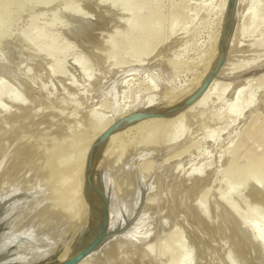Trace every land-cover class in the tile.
<instances>
[{"label":"rangeland","instance_id":"1","mask_svg":"<svg viewBox=\"0 0 264 264\" xmlns=\"http://www.w3.org/2000/svg\"><path fill=\"white\" fill-rule=\"evenodd\" d=\"M227 1L4 2L9 8L0 15V79L10 81L25 103L2 101L8 112L0 110V183L22 189L33 184L32 194L42 183L47 206L45 200L38 201L44 208L32 201L36 205L31 202L30 209L34 206L37 209L31 214H42L34 216L40 217L37 222L48 223L41 225L42 230L47 228L43 234L51 232L44 236V243H51L58 231L60 236L70 225L66 221L75 218V226L88 231L86 159L102 131L101 122L93 116L111 120L124 107L149 96L168 95L192 85L217 57ZM245 1L242 28L247 32L236 37L229 62L233 66L263 63L226 73L209 103L191 114L161 120L153 133L138 128L116 140L105 167L116 188V203L110 209L111 217H117H112L113 224L120 219L123 227L110 231L111 239L85 264H181L185 253L190 264H264L262 239L255 230L264 228V181L235 177L264 160V79L260 77L264 73V0ZM137 2H143L139 11ZM137 14L153 15L152 24L158 22L149 34L150 52L112 56L124 45L121 38L129 33ZM147 28L144 32L150 33ZM24 32L40 34L60 52L54 58L33 49L22 40ZM83 66L88 68L86 74L81 72ZM247 100L252 103L243 107ZM175 132L182 134L178 140H166ZM142 165L146 169L141 172ZM191 171L200 178H190ZM226 181L235 191L228 203L221 201ZM29 190L15 196L31 194ZM228 204L237 206L238 212L230 215ZM199 205L208 206L210 214H200ZM57 223L56 229L53 224ZM132 224V228L138 225L134 231ZM51 227L56 230L52 232ZM147 245L152 246L151 257L144 253Z\"/></svg>","mask_w":264,"mask_h":264},{"label":"bare ground","instance_id":"2","mask_svg":"<svg viewBox=\"0 0 264 264\" xmlns=\"http://www.w3.org/2000/svg\"><path fill=\"white\" fill-rule=\"evenodd\" d=\"M5 1L6 0H0V15L4 11H7V9L9 8V4H6V3L4 4ZM245 2H246L245 0H236V4H235V6L233 8V22L235 21V24H234L233 30L231 31V34H230V44H229V47H228L227 57H226L225 63L222 66L219 74L214 77V79L211 81V83L208 86V88L205 90V92L199 98L196 99V101H194L191 105L186 107L184 110L176 113V115L177 114H181L182 115L184 113L191 114L196 108L202 107L203 105L209 103L208 102L209 99L211 97H213V95L216 93V90L219 89V87H218L219 78L224 76L226 73H228V74L231 73L232 69L242 68V67H245V66L259 65V64L263 63V62H257V63H254V64H248V63H242L241 62L240 64L238 63V65L233 66L232 63L229 62L230 57H231L230 55L232 53L231 51H232V49H233V47L235 45L236 37L241 35V34H245L247 32V28H245V29L242 28V26H244V25H242L243 24L242 21L245 18V15L243 13L244 12L243 11V7H244V3ZM227 3H228V1H227ZM142 7H143V2H137L138 11ZM245 8L246 7H244V9ZM225 9L227 10V4H226V8ZM226 10H225V19H226ZM152 16L146 17V16H142V15H138L137 14L134 23L132 25H130V27L132 26L133 31L135 32V34L132 35L130 33V31L132 29H130V27H129V33L124 35V38H121V39H123V44L124 45L116 48L114 50V52H111V53H113L112 56H115L117 58H123L125 53H128L130 56L131 55L134 56V55H137V54L143 55L145 53L148 54V52H150L149 50L151 49L150 48L151 44H150V35L149 34H152L154 32V30H152V29H155L154 26L158 25V22H156V21H155L154 24H152L154 22L152 20ZM225 19H224L223 22H225ZM151 21H153V22H151ZM146 27H148L147 29L149 31L150 30H152V31L150 33H145L144 31H145ZM22 40L25 42V44H27L28 46L32 47L33 49L43 51V54L45 52V55L48 54L51 57L56 56L57 53L60 52V49H59V47L57 45L52 44V43L47 42V41H43L42 37L38 33L24 32V34L22 35ZM111 43H112V41L109 40L107 44L110 45ZM107 44L105 43V45H107ZM110 47H111V45H110ZM111 53L109 54V56L111 55ZM111 57H109V58H111ZM213 61H214V59H213ZM213 61L210 64V67L215 62V61L214 62ZM111 63L112 62L110 61V64ZM210 67H208V69L199 78L195 79V81H192L193 83L189 87H185L184 86V88H180L177 91H173V92L171 91L170 94L166 93L168 95L158 96V97H155V98H150V96H149V98H147V99H144V100L142 99L143 101L141 100L142 102H140V103H134V104H131V105L127 106V107H124L123 110L114 119L101 120L104 117L99 118V117H96L94 115L93 117L97 118V122H101V125H102V126H100L102 128L101 129L102 131L100 130L101 133L110 124H112L117 118H119V117H121V116H123V115H125V114H127V113H129L131 111H134L136 109L145 108L146 106L152 107V106H157V105L170 106V105H173V104L179 102L180 100H182L183 98H185L186 96L191 94L201 84L204 76L206 75V73L208 72ZM87 69H88L87 66H83L81 72L86 74L88 72ZM59 70H60V68H59ZM260 77L264 79V73ZM247 80L249 81V77L246 78V81H244V84H248ZM9 82L10 81L7 82V80L4 81V80L0 79V110L3 111V112L7 111V108H6L5 104L2 102L5 99H8L12 103H17V104L25 103V100L22 98V96L19 93V91L13 89L11 84H10L11 82L10 83ZM247 102H248L247 104L243 103V107L248 106V105H250L252 103V101L250 102V100H247ZM19 105H21V104H19ZM230 110L234 111L233 109H230ZM237 111H239V109ZM172 116H175V114L171 115V116H168V117H172ZM168 117H156V118L145 119V120L139 121L137 123L131 124V125L127 126V127H124V128L119 129V130H116L113 133H111V135L107 138V140L104 141L101 144V146H100V148H99V150H98V152H97V154L95 156V164H96V172L95 173L97 174L96 177L98 178L100 184L103 186V188L105 189V192L107 193V195H108V197L110 199V204H109L110 209L116 203L115 202V200H116V198H115L116 197L115 196L116 188H115V183H114L113 179L111 178L112 174L110 176L109 175V170L105 167V165H106L105 160L107 161L109 159L108 156L110 155L111 152L113 154V151L115 150V142H116V140L119 137L126 135L131 130H135V129H138V128H144L146 130V132H145L146 134H149L151 132L153 133V132H155L156 126L158 124H160V121L163 120V123H164L165 122L164 119H166ZM100 134H98V136ZM181 135L182 134L180 132H175V134L173 135L172 138H170V139L166 138V140L172 141V143H174L176 140H178L180 138ZM108 165H110V164H108ZM145 169L146 168L143 167V165H142L141 172L144 171ZM230 169L231 168H228V169H226L224 171V174H225L226 178H227V176L230 175ZM196 173H198V172H193V171L188 172L190 178H191V176H195V177H199L200 178V174H196ZM247 176H249V177L250 176H254L256 179H258L260 181H264V160L260 161L258 163H253L252 165L248 166L244 172H240L235 177H236L237 180H239V179H242V178H246ZM34 182L35 183L36 182L39 183V181H33V183ZM38 183L36 184V186L38 185ZM39 184H40L39 187L35 186L37 188V190L40 188L39 191L33 192V194H32V192H31L32 188L31 187L34 186L33 184H31L32 185L31 187H27L26 186L27 184L26 185L23 184L24 186H26L28 188V189H24L23 188L24 189L23 190L22 189L23 186H20V185L19 186L18 185L17 186L16 185H14V186L10 185V187L6 188V187H2V185L0 183V200H3V202L0 203V262L25 263V262H33V261H40V260L62 261V260H65V259L69 258L72 255V253L81 245L83 235L85 237L86 235H89L90 233H92L94 231V227H95L96 222L91 217V214H89V218L87 219L88 222H89L88 231L83 229L82 227H76L75 224H74L75 223L74 221H77V219L76 218L75 219L72 218L73 219L72 222L69 221L71 223L66 221V225H68V224H70V225L65 226L66 228L63 226L65 228V230L63 231L61 229L62 232H61L60 236L58 235V233L60 231L57 230L58 231L57 236H55V237L52 236L54 241L52 239L53 242L51 241V243H48V241H47V242L44 243V241H45L44 240V236L49 237L51 232L48 235H46L47 233L46 234L44 233L45 234L44 235L43 234V230L47 229V228L43 227L44 229L42 230V226L41 225L46 227L48 225V223L45 222L47 224V225H45V223L42 222L41 220H40V222H37L38 220L36 218H38L39 216L41 217V215H42V214L40 215V213H37V211H36V214L32 213L33 216L31 214V212H34V210H36L38 208V203L41 204V202L43 200H45V197H46V195H44V192L41 191V190L44 191V187L42 188V185H41L42 183H39ZM139 184H140V182H139ZM35 187H34V189L36 191ZM225 187H226L225 188L226 192L224 191L225 194L224 193L222 194L221 199H223V200H221V201L228 203V201H227L228 199L227 198H229L231 195H233L235 193V191H234V189L232 187V184L231 183L229 184L228 181L225 182ZM29 188H31V190H29ZM27 190H29L31 194H26L28 192ZM20 191H21V193H22V191H24V192L27 191V192L25 193V195H22L23 197L22 196L18 197L19 196L18 194H19ZM16 193L18 195L17 197L15 196ZM22 194H24V193H22ZM11 195H14L16 198H13V200L11 199L10 201H7V199H9L8 197H10ZM207 195L205 196L206 198H208ZM202 200H205V198H203ZM32 201H34V203H36V201L37 202L41 201V202L36 203L37 204V208L36 207L34 208V206L36 204L34 205V203ZM46 201L47 200H45V202L43 201V203H45V205H46ZM31 202L34 205L32 207V209H30L31 205H32ZM30 203H31V205H30ZM41 205L44 208L45 205L44 204H41ZM202 205H199L200 207H198V206L197 207L200 208V211H201L200 214H203L205 216L206 212H207L206 209L208 208V206L206 208H204L205 206L203 207ZM228 205L232 209L231 210L229 208L231 211H229V209H228L229 214L231 212L230 215H232V212H234L235 214L238 212L237 211L238 210L237 206L232 205V204L231 205L228 204ZM135 206H133L132 208H135ZM48 207H47V209L45 207L46 210L44 209V211H47ZM129 209H131V208H129ZM136 209H137V207H136ZM49 210H50V208H49ZM131 210H134V209H131ZM41 211H43V210H40V212ZM255 212H256V210H253V212H251V213L253 214ZM89 213H90V211H89ZM207 213H209V212H207ZM234 213H233V215H235ZM38 214H39V216L34 218V216L38 215ZM43 214H44V212H43ZM110 214H111V211H110ZM82 215H84V214H81V216ZM87 215H88V213H87ZM140 216H141V214H140ZM40 217H39V219H40ZM72 217H73V215H72ZM112 217L117 218V217H115V214ZM112 217L110 219L111 220L110 221V227H109V230H108V233H107V236L105 237V239H103V241L97 247H95L88 255H86L83 259H81L77 264H85L86 261H88V259L90 258V256L92 254H94L99 249L100 246H102L105 243H107V240L110 238L108 236L110 234V231L117 232L116 229L118 230V228H120L121 220L118 219L119 223H117L115 221L116 223L113 224L114 221H113ZM127 217H129V216H127ZM124 219H125V217H124ZM251 220L252 219L250 218V221ZM80 221H82V220H80ZM41 222L44 223V224H42ZM132 222H133V220H132ZM137 222H139V221L136 220L135 223H137ZM126 223H127V221H126ZM128 223L129 224L131 223L130 220L128 221ZM49 224H50V222H49ZM51 224H50V226H51ZM79 224H81V222H79ZM53 225H54L53 227H55L56 229L59 228V227H57L58 223L57 224H53ZM133 225L134 224L131 225V228H132ZM60 226H62V225H60ZM136 226H138V225H136ZM136 226H134V227H136ZM73 228H74V230H73ZM54 229L53 228L51 229L52 232H53ZM71 229L73 231H70ZM132 229H130V231H132ZM134 229H133V231H134ZM255 230L257 231L256 235H258L262 239V242H261L260 245H261L262 249L264 250V228H262V229H259V228L256 229L255 228ZM69 231H70V233H66V232H69ZM86 231L88 232V234H87ZM122 231H123V233H125L124 230H122ZM56 232L54 231V234H56ZM128 232H129V230H128ZM111 234H113V233H111ZM115 234L116 233H114L113 235H115ZM129 234H132V233H128V235ZM230 234H229V236H230ZM232 234H233V232H232ZM117 235L118 234H116V236ZM121 235L123 236V234H121ZM178 240H179V237L177 236L176 241H178ZM144 248H145V250H144L145 255H148V256L152 255V246L151 245H147ZM100 252L103 253L102 249H101ZM54 253L57 254L56 257L53 255ZM231 256L228 254V256L226 257V259L230 263L232 262V257ZM189 259L190 258H189V256L186 253L183 254L182 258H181V264H190ZM88 262H90V261H88ZM117 264H118V262H117Z\"/></svg>","mask_w":264,"mask_h":264},{"label":"water","instance_id":"3","mask_svg":"<svg viewBox=\"0 0 264 264\" xmlns=\"http://www.w3.org/2000/svg\"><path fill=\"white\" fill-rule=\"evenodd\" d=\"M236 4V0H228L226 19L223 26V31L219 40V52L206 75L204 76L201 84L188 96L180 100L179 102L170 105L163 106L157 105L145 108H139L131 111L119 118H117L112 124H110L90 145L85 167V189L86 199L89 203V211L91 217L95 220L96 224L94 231L89 235L82 238L81 245L72 253V255L62 261H49L40 260L25 263H6L0 262V264H77L81 259L88 255L95 247H97L103 239L107 236L110 227V199L105 192V189L100 184L96 177V164L95 156L101 146V144L107 140V138L116 130L127 127L131 124L139 121L156 118V117H168L174 115L186 107L191 105L197 98H199L210 85L211 81L216 75L219 74L222 66L225 63L228 47L230 44V34L233 30L235 21L233 22V8ZM3 200H0L2 203ZM122 225V222H121ZM123 226V225H122ZM87 232V231H86ZM85 232V233H86ZM88 234V232H87ZM81 241V240H80ZM55 257L57 254H53Z\"/></svg>","mask_w":264,"mask_h":264}]
</instances>
